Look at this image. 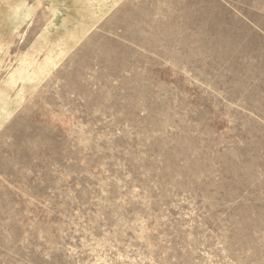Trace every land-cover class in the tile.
<instances>
[{"label":"rangeland","instance_id":"obj_1","mask_svg":"<svg viewBox=\"0 0 264 264\" xmlns=\"http://www.w3.org/2000/svg\"><path fill=\"white\" fill-rule=\"evenodd\" d=\"M0 264H264V0H0Z\"/></svg>","mask_w":264,"mask_h":264},{"label":"crops","instance_id":"obj_2","mask_svg":"<svg viewBox=\"0 0 264 264\" xmlns=\"http://www.w3.org/2000/svg\"><path fill=\"white\" fill-rule=\"evenodd\" d=\"M88 12H89V13H92V11H89V10H88Z\"/></svg>","mask_w":264,"mask_h":264}]
</instances>
